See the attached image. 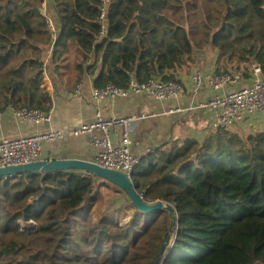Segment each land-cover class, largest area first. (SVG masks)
<instances>
[{
  "label": "trees",
  "instance_id": "trees-1",
  "mask_svg": "<svg viewBox=\"0 0 264 264\" xmlns=\"http://www.w3.org/2000/svg\"><path fill=\"white\" fill-rule=\"evenodd\" d=\"M101 7L48 0L52 42L42 0H0V112H49L45 74L70 92L85 76L95 88L182 83L209 51L216 74L240 83L253 63L264 74V0H109L103 37ZM131 175L146 202L178 208L161 264H264V131L214 128L204 140L174 139ZM104 188L123 202L112 205L118 217L89 224ZM169 227L166 212H141L126 191L88 172L0 178V264H154Z\"/></svg>",
  "mask_w": 264,
  "mask_h": 264
},
{
  "label": "built area",
  "instance_id": "built-area-1",
  "mask_svg": "<svg viewBox=\"0 0 264 264\" xmlns=\"http://www.w3.org/2000/svg\"><path fill=\"white\" fill-rule=\"evenodd\" d=\"M100 20L102 30L100 36L106 32V16L109 0H101ZM48 0H42L41 16L45 18L52 42H55L58 35V27L46 9ZM50 57V56H49ZM48 57V59H49ZM252 84L247 87L232 88L239 83V76L234 73L226 74H204L195 71L191 77L193 93L190 98V105L196 108H209L212 116L213 128H227L236 125L242 126L258 118L264 119V74L261 67L253 63L251 67ZM48 76L45 74V78ZM208 88L212 91H219L208 101H200L198 95L200 90ZM78 89H81V84ZM187 93L183 83L175 81H162L151 78L147 82L140 83L131 80L127 89H120L114 85L104 88L93 89L92 99L95 102L110 101L116 102L119 99L130 95L145 96L149 99L177 101ZM10 111L20 119L41 125L49 123L54 113V105L49 112L39 109L10 108ZM181 107L169 108L166 114L184 113ZM141 116H124L105 118L101 111H96V121L85 124L77 130L70 132L71 136L90 135L91 144L98 149L94 162L104 168L119 170L131 174L140 161V157L133 152V123ZM116 129L120 130L119 135L115 134ZM117 137H116V136ZM66 136L63 131H49L46 133L24 136L19 138H6L0 141V167L17 166L41 159L45 151V143L58 142ZM116 141H119L116 143Z\"/></svg>",
  "mask_w": 264,
  "mask_h": 264
},
{
  "label": "crops",
  "instance_id": "crops-1",
  "mask_svg": "<svg viewBox=\"0 0 264 264\" xmlns=\"http://www.w3.org/2000/svg\"><path fill=\"white\" fill-rule=\"evenodd\" d=\"M46 9L48 12V3ZM199 62L200 65L196 67L197 71L204 74L215 73V61L211 57L204 55ZM193 74L194 72L182 79L187 93L180 100H155L145 96L130 95L112 103L107 100L93 101L94 85L91 76L83 77L80 83L81 89H78L79 84L74 92H70L62 85L55 88L48 76L44 78V87L52 95L54 113L51 122L36 125L20 119L9 109L1 111L0 141L6 138H19L49 131H63L66 136L62 140L45 143V151L41 159L78 158L94 161L98 149L92 146L91 136L74 137L70 135V132L85 124L95 122L96 111L98 110L102 112L105 118L146 115L145 118L138 119L133 123V152L140 158L148 153H156L160 145L174 139L188 136L197 140H204L213 129V116L207 107L200 109L190 105V98L194 91L191 81ZM72 77L73 74H71ZM251 80H242L239 85L237 84L230 89L247 86ZM217 94L219 91L204 88L200 90L198 99L208 101ZM173 107H181L185 109V112L165 113V110ZM119 133L120 130L116 129L115 134L118 136ZM118 142L116 141V143Z\"/></svg>",
  "mask_w": 264,
  "mask_h": 264
},
{
  "label": "water",
  "instance_id": "water-1",
  "mask_svg": "<svg viewBox=\"0 0 264 264\" xmlns=\"http://www.w3.org/2000/svg\"><path fill=\"white\" fill-rule=\"evenodd\" d=\"M121 41H123V39H120L118 42ZM70 170L91 173L123 189L124 191L127 192V195L134 203V205L143 213L146 214H154L159 212L167 213V215L169 216L170 227L167 232V237L163 242V245L154 263V264H161L168 249L171 247V245L174 242L172 229H175L178 224V216H177L178 208L163 201H158L155 203L146 202L143 196L139 194L137 189L135 188L131 174L124 173L119 170L104 168L94 161L83 160L78 158H67V159H39L37 161L23 165L0 167V178L9 177L17 174H23V173H48V172H57V171H70ZM25 226L32 227L33 229L37 227L36 223H33L32 221L28 222L27 225Z\"/></svg>",
  "mask_w": 264,
  "mask_h": 264
},
{
  "label": "rangeland",
  "instance_id": "rangeland-1",
  "mask_svg": "<svg viewBox=\"0 0 264 264\" xmlns=\"http://www.w3.org/2000/svg\"><path fill=\"white\" fill-rule=\"evenodd\" d=\"M209 52L211 54L208 55V57H211V55H212L215 59V55L211 51H209ZM258 119H260V120L256 121V119H254L252 121H249L246 124H243L242 126L236 125L234 127H231V129L238 128V129H241L243 131L250 130L251 132H253V131H264V119H262V118H258ZM103 195H104V198L99 201L98 205L94 209V212L91 213V216L88 220L89 224L95 223L97 218L102 217L105 213H108V212H112L111 214L114 215L113 219L118 217L117 212L114 211V210H116V208L112 207V205L117 206V207L118 206L122 207L123 202L118 200L119 197L114 195V192L112 190L104 188L103 189ZM122 221H124V220H122ZM172 231H173V237H174L175 229H172Z\"/></svg>",
  "mask_w": 264,
  "mask_h": 264
}]
</instances>
